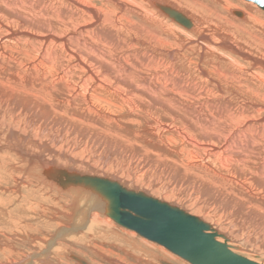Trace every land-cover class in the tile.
Segmentation results:
<instances>
[{"label":"bare ground","instance_id":"obj_1","mask_svg":"<svg viewBox=\"0 0 264 264\" xmlns=\"http://www.w3.org/2000/svg\"><path fill=\"white\" fill-rule=\"evenodd\" d=\"M238 1L0 0V195L25 167L71 197L72 222L60 237L111 233L132 244L126 252L174 263L164 249L124 236L107 200L64 171L101 176L197 213L238 254L261 237L263 249L264 18ZM81 143L118 171L81 170L77 154L65 151ZM95 161L90 171L100 168ZM27 177V186L40 185ZM75 254L67 255L85 260Z\"/></svg>","mask_w":264,"mask_h":264},{"label":"rangeland","instance_id":"obj_2","mask_svg":"<svg viewBox=\"0 0 264 264\" xmlns=\"http://www.w3.org/2000/svg\"><path fill=\"white\" fill-rule=\"evenodd\" d=\"M228 1L231 2L229 5H236L239 3L238 0H228ZM247 3H250V2L248 1ZM251 4L255 5L256 8L259 9L260 11L262 10L257 4H255L253 2H251ZM262 12L264 13V10H262ZM263 13L259 15L260 18H262V17L264 18ZM81 144L82 145L79 144L80 146L77 145V146H73V147H71L72 145L66 146V149H65V151H67L68 153H70V154L72 153V156H75L77 154V157H79V158H77L76 161L80 164V166H83L81 170H83L85 172H87V171L88 172H96V173L98 172V174L102 173V174L109 175V176L112 174H115L118 171V168H116L115 165L109 164V163H103L100 158L96 157L97 154H95V153H93L94 155L91 154L92 152H90V149L86 145H84V143H81ZM83 145H84V148H83ZM81 151H82V153H81ZM82 154L85 156H83ZM88 156H90V157H88ZM54 157H58V155L54 154ZM93 157H95V158H93ZM96 158H98V159H96ZM79 159L80 160L81 159L82 160L87 159L88 161L86 160V161L80 163V161H78ZM93 159L98 160V162H100L99 163L100 168H98V170H96V171H90L89 170V167H91L89 162H91V163L96 162ZM83 164H85L86 166ZM11 165H12L11 163L7 164L6 169L11 170ZM110 165H112L113 167H111ZM101 166H103V167H101ZM24 168L25 167H23V169L21 168V170L13 168L16 170V172H14L15 175H17V173L24 175L22 181H18L16 183L15 182L16 178H14L13 180H12V178H8V183L7 182L3 183L1 195L3 196L4 199H6V201L3 202V198L0 195V235H1V237H0V249H1L0 250V264H11L8 260H17L19 263H23L25 261L31 260L32 262H34L33 264H35V263L36 264H50V263L51 264H82V263L74 260L72 257H70V258L68 257L67 254H69V253L75 254V252H76L75 255H78V254H79L78 256L82 255L83 259L85 258V260H88L91 263L95 262V264L96 263L97 264H114V262H117V261L120 262L118 259L125 260V264L126 263L127 264H157V262L150 260L148 258V256L145 255L142 251H138V250L136 251L135 249L134 250L129 249L126 252L125 250H123L124 248L127 249V247H129L130 245L132 246V244L131 243H130V245L126 244V239H123V238L118 239L119 237H116L115 235H113L111 233H106L107 235H105V233L103 234V232H102L100 235H97V236L95 235V237H92L90 235V232L86 231L85 233H81V234H83L82 238L79 237V235L74 236V235H76L74 233L65 234L64 236L60 237L62 228L65 227L66 224L70 225V223L72 222V219H70L71 215L70 216L68 215V214H72V210L69 208V204L71 203V197L59 193L58 190H56L53 187L48 188V185L44 184L43 182H40L36 178V176H33L28 170L25 171ZM26 175L28 177L31 176V178L36 179L40 185H37L36 187H34L36 184H34L30 187L27 186L26 182H25V180L27 181ZM10 176L13 177L12 174ZM131 184L132 183H129V185H131ZM41 186H43V187H41ZM4 187H6V188H4ZM130 187H132V185ZM134 188H136V187H134ZM156 189L160 190V189H167V188H166V186H158ZM33 190H35V191H33ZM134 191H136V192L140 191V188H139V190L134 189ZM42 193L43 194L45 193V194L43 195ZM47 197H49V198H47ZM191 197L192 198L190 199V202L192 204L194 203L196 206H199L200 204H199V201L197 200V198L194 195ZM67 200H69V201H67ZM32 202L36 203V204L35 203L33 204L35 207L32 206V204H30ZM21 206L25 207L24 208L25 211H24V209L20 208ZM212 207H213V205H210L208 209H210ZM215 207H217V206H215ZM218 207H219L218 213L215 210H214V212H215V214L217 213L219 215V213L221 212L222 205H218ZM26 210H27V212H26ZM7 211H9L11 213V216L10 215L6 216V214L3 215V212L5 213ZM33 212L36 213L37 215L34 214ZM38 213L40 215H38ZM191 214L197 216V213L195 214L193 212ZM230 216H231V214H227L225 216V218L230 220L231 219ZM9 217H10V219H9ZM17 218H18V220L20 219L19 225L23 230L20 227H17V221L15 220ZM25 219H27V220H25ZM24 220H25V222H23ZM40 221H42V222H40ZM114 224H115V226H117L121 230V232L123 233L124 236L127 235L128 237L131 236L132 238L137 239L138 241L140 240L139 243L141 245L145 246L146 248L151 249L152 247H154V248L156 247L155 249L158 251V254H159V252H161V249H164L168 254L172 255V257H174L176 259V260H173V259L169 258L172 262H174L176 264H190L189 262H187L183 258H181L178 255L169 251L164 246L159 245L156 242L150 241V240L140 236L135 231H132V230L127 229L125 227L123 228V226L120 224L119 225L122 227H120L116 223H114ZM25 225H26V227H25ZM237 233H238V235L241 236L242 232H240V233L237 232ZM29 234H31V235H29ZM240 236H239V238H240ZM78 237H79V239H78ZM261 238L263 239V237H261ZM261 238H259V240L257 239L255 242L254 241L250 242L251 244L246 243V244H241V246L239 245L240 247L243 246V249H241L240 251H238V250H236V251L239 252L240 254H242L243 256L251 259V260H255V261H258V262L264 264V250H263L264 248L258 249L259 241L262 240ZM219 239L223 240L222 238H219ZM123 240L125 241V243ZM8 242L9 243L12 242L11 243L12 245L9 244ZM6 244H7V246H5ZM150 244H152V245L149 247L148 245H150ZM253 245H255V246H253ZM246 246H248V247L246 248ZM122 247H124V248H122ZM254 248H255V250H254ZM2 249H3V251H2ZM46 250H47V252H46ZM32 256H34V257H32ZM42 256L43 257L47 256V259H46L47 261L43 260ZM134 256H139V257L136 259ZM104 257H105V259H104ZM161 257L163 258L164 256H161ZM21 261H23V262H21Z\"/></svg>","mask_w":264,"mask_h":264},{"label":"water","instance_id":"obj_3","mask_svg":"<svg viewBox=\"0 0 264 264\" xmlns=\"http://www.w3.org/2000/svg\"><path fill=\"white\" fill-rule=\"evenodd\" d=\"M264 10V0H246ZM170 15L189 26L190 21L176 10ZM66 173L68 181L91 184L107 200L108 215L123 227L164 246L190 264H262L242 256L227 244L222 234L199 216L148 195L123 187L118 181L78 172ZM49 177V176H48ZM54 176L49 178L57 182ZM224 238L225 242L218 240ZM72 258L88 264L77 256ZM163 264H174L162 261Z\"/></svg>","mask_w":264,"mask_h":264}]
</instances>
